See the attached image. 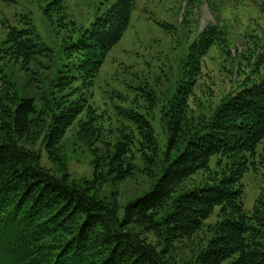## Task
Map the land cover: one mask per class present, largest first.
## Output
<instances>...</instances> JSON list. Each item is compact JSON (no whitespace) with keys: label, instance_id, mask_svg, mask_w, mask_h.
I'll return each instance as SVG.
<instances>
[{"label":"trees","instance_id":"1","mask_svg":"<svg viewBox=\"0 0 264 264\" xmlns=\"http://www.w3.org/2000/svg\"><path fill=\"white\" fill-rule=\"evenodd\" d=\"M136 1L116 0L77 38L75 22H62L65 0L49 3L46 15L53 22L56 12L62 29L69 32L63 50L70 60L54 78L60 98L52 93L49 102L36 106L32 98L18 93L6 76V63L0 62L4 87L0 90V264H176L177 244L195 243L202 232L203 246L186 264H264V186L253 211H248L242 183L264 141L262 40L261 52L247 58L253 71L244 73L237 89L222 95L195 123L187 116L188 101L202 74L203 58L215 45L226 43L225 29L220 23L209 24L189 44L181 84L160 109L168 134L160 163L152 123L156 106H117L116 117L125 119L128 127L116 130L112 140V134L104 136L101 119L105 116H96L97 110L85 97L63 104L68 92L62 91L69 84L80 78L93 84L126 32ZM202 1L219 18L215 0H188L190 5ZM252 1L264 16V0ZM33 30L10 27L1 43V58L31 65L41 56L49 57L50 48ZM141 90L149 95L145 87ZM150 94L147 99L156 103ZM85 108L88 111L77 122V133L89 137L95 174L93 179H76L59 143ZM96 139L100 143L94 144ZM43 150L51 167L42 163ZM137 154L155 178L154 185L126 204L121 214L117 201L101 197L100 191L110 180L132 175ZM213 156L226 160L223 177L214 171L209 178L212 184L186 187L195 174L210 172ZM217 207L216 221L206 222Z\"/></svg>","mask_w":264,"mask_h":264},{"label":"rangeland","instance_id":"2","mask_svg":"<svg viewBox=\"0 0 264 264\" xmlns=\"http://www.w3.org/2000/svg\"><path fill=\"white\" fill-rule=\"evenodd\" d=\"M52 1L54 0H0V49L10 27L33 28L41 37L44 46L51 49L47 53H50L49 57L41 56L31 65H22L17 61L6 62V59L1 58L0 52V62L6 63L4 68L9 82L15 85L20 95L32 98L36 106L49 102L52 93L60 98V93L54 86L55 73L59 69L65 70L70 60L63 50L69 39V32L62 29L61 23L58 22L60 15L53 13L52 22L44 12ZM115 1L65 0L66 17L62 22H75L78 29L73 36L77 38L81 29L90 28L95 18L111 8ZM215 2L219 18L205 1L190 5L188 0H137L126 32L110 51L93 84L81 78L72 82L62 91L68 92L63 104L71 105L72 100L85 97L87 104L97 110L96 116H105L101 119L104 124V136L108 138L112 134V140L117 137L116 130L128 127L125 119L116 117L117 106H156L152 123L158 138L159 162L164 157L168 141L167 129L164 126L167 119L163 120L164 113L160 109L173 99L174 92L180 86L189 55V44L199 32L209 24L220 23L225 29L224 36L227 41L221 46L212 47L203 58L202 74L198 78L194 94L188 101L187 116L191 123L207 115L222 95L237 89L244 78L243 74L253 71L247 58L254 52H261L260 44H264V16L254 1ZM187 7L191 11L189 14H186ZM185 19H189L191 23L184 22ZM167 23L170 27L165 25ZM259 39L262 40L261 43ZM251 61L254 62V59ZM2 86L3 84H0V90H3ZM143 87L148 91V96L147 92L141 90ZM150 93L156 98V103L147 99L150 98ZM58 101L62 104L61 99ZM87 111L88 108H85L81 116L76 118L75 124L66 129L59 143L76 179H93L95 174L92 164L95 156L90 152L89 137L77 133V122L86 116ZM150 112L152 113L151 110ZM96 140L94 144L101 141ZM254 161L255 164L242 179L243 204L248 211H253L255 201L264 186V141L259 144ZM135 162L137 168L132 175L125 179L110 180L100 191L101 197L117 201L121 214L126 204L150 191L154 185L155 178L145 170L139 154L136 155ZM42 163L47 167L53 164L45 150L42 151ZM209 167L210 172H199L189 178L185 183L186 187L212 184L213 181L209 178L213 176L214 171L215 176L218 173L219 177H223V169L227 168L226 160L220 162L219 156H213ZM153 168L157 171L156 166ZM219 208L217 207L216 212L206 222L216 221ZM204 237L202 232L195 243H178L175 263L186 264L203 246Z\"/></svg>","mask_w":264,"mask_h":264}]
</instances>
